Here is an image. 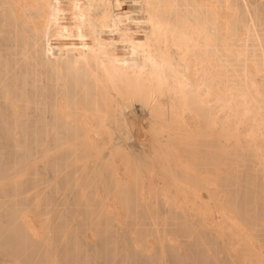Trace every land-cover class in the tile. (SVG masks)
<instances>
[{
    "label": "bare ground",
    "instance_id": "1",
    "mask_svg": "<svg viewBox=\"0 0 264 264\" xmlns=\"http://www.w3.org/2000/svg\"><path fill=\"white\" fill-rule=\"evenodd\" d=\"M261 113L264 0H0V264H246L247 253L264 264L262 148L234 142L241 169L210 177L230 130L264 137ZM157 186L183 240L162 226L149 252L106 223L117 212L106 202L158 217L146 196ZM95 217L106 225L98 237L90 221V242ZM132 222L159 235L160 223Z\"/></svg>",
    "mask_w": 264,
    "mask_h": 264
},
{
    "label": "rangeland",
    "instance_id": "2",
    "mask_svg": "<svg viewBox=\"0 0 264 264\" xmlns=\"http://www.w3.org/2000/svg\"><path fill=\"white\" fill-rule=\"evenodd\" d=\"M178 98H180V97L178 96ZM234 99H235V98H234ZM179 101H180V99H179ZM235 101H236V99H235ZM136 106H137V105H136ZM261 115H262V113H261ZM261 115H260V117H263V119H264V116H263L264 114H263L262 116H261ZM187 116H189V115H187ZM190 116H191V115H190ZM190 116H189V118H190V119H189V118L186 117V115H185V119L188 118V119L185 120V121H187V122H186L187 124H188V122H189V124L186 125V127H183V129L187 128V129H185V132H187L188 130H190V131H188V132H190V134H189L190 136H196L197 134H199V132H196V131H198V129H197V124H196V122H195L194 119H193V121L195 122L196 125L193 124L194 122L191 121V120H192L191 117H193V116H191V117H190ZM188 120H189V121H188ZM263 123H264V122H263ZM190 125H191V126H194V127L192 128ZM262 125H263V124H262ZM262 125L260 124V126H259V125H255V126L260 127V128L264 131V126H262ZM183 126H185V125H183ZM250 126H252L253 128H255L254 125H250ZM250 126H247V128H252V127H250ZM195 127H196V129H195ZM190 128H191L192 130H191ZM195 130H196V131H195ZM191 131H192V132L194 131V132H196L197 134L194 133V132H193V133H194V134H193ZM199 131H200V130H199ZM204 131H205V134H203L204 132L200 131V132L203 134V135H202V134H200V135H201L202 137H204V138H207V139L210 138V139H212V137H213L214 135H216V132H215V134H214V131H212V132L207 131V132H206V129H205ZM216 131H217V130H216ZM232 131H233V129H232ZM232 131L230 130V131H229L230 134H227V135H229V137H228L229 139H228V140H229L230 142H226V143H225V144H226L225 146H223V145L220 146V147L226 148V151H224V149L221 148L224 152H226V155H227L226 162H225L224 164H223V163H219V164H217L215 170L210 171V173H211V172L215 173V176H214V174H212V173H211V175L209 174L210 177H212V175H213V181L216 182V180H217V184H218V182H219L218 180H219L220 176H221L222 174H224L222 171L226 172V170H227L228 168L231 169V168L233 167V171H232V172L234 173V170H236V167H238V166L235 167V165H234L235 163L233 164V162H234V157H235V155H236L235 152L238 153V152H239L238 150H239V148H241V147H242V149L244 150L243 152H246V154L248 153L247 151L249 150V148H250V149H254V148H253L254 145H255V146H254L255 148H256V145H258L257 147H261V148H262L261 150H263V153H262V154H259V155H260V156H259V157H260L259 159H260V160L263 159L262 161H263V174H264V137L261 139L262 141L260 140V142H262V143L259 142V139H256L255 141L258 142V144H256V142H255L254 140H252V141L254 142V143H253L250 139H247V141H243L244 139L242 140V137H241L240 135H237V138H236V135H235V138H236V139H235V138H234V133H233L235 130H234L233 132H232ZM188 132H187V134H188ZM229 132H228V133H229ZM231 132H232V135H231ZM217 133H219V131H217ZM195 134H196V135H195ZM213 134H214V135H213ZM212 135H213V136H212ZM216 136H218V134H217ZM230 136H231V138H230ZM232 137L235 139V141H234V139H233ZM214 138H215V139H214ZM216 138H217V137H213V141L216 140V143H217V139H216ZM226 138H227V137H226ZM240 138H241V140H240ZM210 139H209V141H210ZM218 139H219V138H218ZM231 139H232L233 141H232ZM238 139H239L241 142H239ZM220 140H221V136H220ZM220 140H218V141H220ZM237 140H238V141H237ZM211 141H212V140H211ZM213 141H212V142H213ZM223 141H224V140H223ZM223 141H221V143H222ZM248 141H249V143L252 142V144H249V143H248L247 146H246L245 142L247 143ZM234 142L241 143L240 145L238 144V145H239V148H238V145H236L237 143L235 144ZM227 143H228V144H227ZM229 143H230V144H229ZM232 143H234V145H232ZM259 143H260V144H259ZM244 144H245V145H244ZM253 144H254V145H253ZM227 145H229L230 147L227 146ZM231 145H232V147H231ZM248 145H251L252 148H251V147L247 148ZM260 145H261V146H260ZM233 146H234V147L237 146L236 148H238V150H237V151L235 150V152H233V150L236 149V148H234ZM245 146H246V147H245ZM218 147H219V146H218ZM228 148L231 149V151L228 150ZM217 149H218V148H217ZM219 149H220V148H219ZM245 149H247V150H245ZM219 151H220V150H219ZM228 151H229V152H228ZM227 152H228V153H227ZM230 152L233 153L234 157H233V155L231 156ZM260 152H262V151H260ZM244 155H245V153H244ZM261 155H262V156H261ZM240 157H242V156H240ZM247 157H248V156H245V159H246ZM238 158H239V157H236V159H235V160H236V165H237L238 160H239ZM261 158H262V159H261ZM237 159H238V160H237ZM243 159H244V158H243ZM243 159H242V160H243ZM247 159H248V158H247ZM247 159H246V161H247ZM250 160H252V159H250ZM248 161H249V159H248ZM228 162H230V163H228ZM249 162H250V161H249ZM253 162H256V161L253 160V161H251L250 163L253 164ZM231 163L233 164V166H232ZM240 163H241V160H240ZM247 163H248V162H246V168H247V169H246V168H245V169H246V171H249L250 174H251V173L253 172V171H252V172L250 171V170H251V169H250V168H251L250 166H251L252 164L248 163V164H250V165L248 166V167H249V168H248V167H247ZM256 163H258V162H256ZM226 164H227V165H226ZM229 164H231L232 167H231ZM242 164H244V163H242ZM242 164H241L240 166H242ZM238 165H239V164H238ZM253 165H254V164H253ZM255 165H256V164H255ZM255 165H254V166H255ZM225 166H227V167L230 166V167H228V168L226 167V168H227V169H226V168H224ZM234 167H235V169H234ZM244 167H245V165L243 166V168H244ZM238 168H240V167H238ZM225 169H226V170H225ZM229 169H228V170H229ZM240 169H241V168H240ZM231 170H232V169H231ZM238 170H239V169H238ZM238 170H237V171H238ZM243 170H244V169H243ZM252 174H254V172H253ZM252 174H251V175H252ZM45 175H46V174H45ZM51 175H52V174H50V176H51ZM217 175H218V176H217ZM214 177H215V178H214ZM215 182H214V183H215ZM215 184H216V183H215ZM163 187H164V186H163ZM163 187H162V189H163ZM167 187H168L170 190H172L171 186L169 187V185H168V186L166 185V189H167L168 192H170V191L168 190ZM145 188H146V187L143 188V189L145 190V191H142L143 193L147 191V189H145ZM153 188H154V187H153ZM153 188H151L152 191H153V190H156V189L158 188V186H157L156 188H154V189H153ZM160 189H161V186H159V189H157L156 192L153 191V193H152L151 190H150L151 194H153L152 197H151V194H150V192H149V189H148L149 195L146 194V193H148V192L145 193L146 196H150V198L152 199V200H150V201H153V202H152V205H151V208H152V207L154 208L153 210H155V209H156V206L158 205V203H157V199H156V197H157L156 195H158L157 193L159 192ZM162 189H161V190H162ZM166 189L164 188L163 190L165 191ZM161 190H160V191H161ZM163 190H162L163 193H166V192H167V191L164 192ZM173 190H174V189H173ZM177 191H178V190H177ZM219 191H220V190H217V194H218ZM154 192H155V193H154ZM168 192H167L166 195H169V196H170V193L168 194ZM172 192H173V191H172ZM215 192H216V191H215ZM220 193H221V192H219V195H220V196L225 195V194H226L225 196H226L227 198H229V196H230V195H228L229 192H227V193L222 192L221 194H220ZM223 193H224V194H223ZM145 194H144V195H145ZM154 194H155V195H154ZM66 195H67V194H66ZM66 195H65V196H66ZM177 195H178V193H177ZM219 195H216V197L218 196V198H219V199L217 198L216 201H218V200H219V201L222 200V199H220V196H219ZM146 196H144V197H146ZM153 196H154V197L156 196L155 199H154ZM203 196L205 197L206 194L203 195ZM112 197H114V195H113ZM112 197L109 196V198H111V199H109V198L107 197V199H108L107 202H106L107 205H106L105 203H104V204L107 206V208H108L110 205H112V206H110V208H111L110 210H113V209H114V210H113L114 212L117 211V212H119V213H118V214H117V212H116V214H115V213H111V215L115 214V215H113L115 219L113 218L112 221H108V222L105 221V222L108 223V224H109V222H110V223H111V222H112V223L115 222V224H114V223H113V224H114L115 226H117V230H116V231H118V230L121 229V230L118 232V233L120 234V236H121V233H122L123 236L127 237V240H126V238H124V240H125L126 243H127V241L129 242V241L132 240L133 238H136V239H134V240H137L136 242H137V245H138V246H141V243L144 241V243H142V245H144L143 247L146 246L145 248H148V249H146V250H148L149 252H151L150 250H153V249H151V248H152V247H155V246L158 247L157 245L160 246V244L164 241V238H166V237H167L168 241H172V242H174V243H176V244H178V242H182L183 238H182V237L180 236V234L178 233L177 226H176V229H174L175 225H172V222H171L172 220H171V221H170V220H167L169 217H167L166 214H163V213L160 211V206H157V210H156V211L159 210V211H158V212H159L158 215H160V216H158V217H159V218L161 217L160 219H162V220L158 219L157 215H156V216H155V215H152L153 217H152V216H151V217H152L153 219L151 220V222H149L148 219L150 220L151 217H149V218L147 219L146 216H145L146 218H145L144 216H140V213H139V214H138V213H137V214L135 213V214H133L134 216L132 215V213H131V214L129 213V215H128V213H126L127 211L124 212L123 207L120 205L121 202L119 203V200L117 199V197H116V198H115V197L112 198ZM180 197H182V196L180 195ZM180 199H181V198H180ZM112 200H113V201H112ZM189 200H190V199H189ZM225 200H226V199H225ZM110 201H111L112 203H114V204H111ZM114 201H115V202H114ZM219 201H218V202H219ZM222 201H223V200H222ZM62 202H63V197L59 195V196L57 197V200H56L55 203L58 204V207H59L60 209H61L62 207H64V205H62ZM108 202H110V203H108ZM149 203H150V202H149ZM156 203H157V204H156ZM121 204H122V203H121ZM153 204H154V205H153ZM68 205H70V202H68ZM108 205H109V206H108ZM115 205H116V209H115V207H114ZM122 205H123V204H122ZM158 207H159V208H158ZM107 208H106V209H107ZM107 210H108V209H107ZM121 210H122V211H121ZM113 211H112V212H113ZM160 212H161L162 214H161ZM33 213H34V212H33ZM33 213H32V216H33ZM36 215H37V214L34 213V216H36ZM141 215H142V214H141ZM162 215H163V216H162ZM120 216H121V217H120ZM129 216H130V218H129ZM132 216H133L134 218H133ZM135 216H137V218H136ZM139 216H140V217H139ZM36 217H37V216H36ZM36 217H35V218H36ZM51 217H52V215H51ZM74 217H76L75 219L78 218L77 216H74ZM156 217H157V219H156ZM126 218H127V219L129 218V219L127 220ZM132 218H133V219H132ZM138 218H140V219H138ZM141 218H142V220H141ZM163 218H164V219H163ZM94 219L98 220V217L92 218V219H90L89 221L87 220L88 223H89L87 226H89V227L86 226L87 228L84 227V228H86V229L83 230V232H84V234H85L86 236L89 235L87 239H88V241H90V242H92V241H93V242H96V239H97V241H99L100 238L98 239V237H100V228H101V227L104 228L103 225H104V226L106 225V223L103 222V220H105V218H104V217H100L101 220L99 219L98 221H99V222L102 221V222H101V225H99V222H97V221H96V222H97L98 224L95 223V222H94V223L91 222V224L93 223L94 226H96V225H97V226H100V227H98L99 230H98V228H95V227H93L92 225H91V226H92V228H91V226H90V221H92V220H94ZM116 219H117V220H116ZM118 219H119V220H118ZM134 219H135V220H134ZM137 219H138V220H137ZM146 219H147V220H146ZM154 219H156V220L154 221ZM169 219H170V218H169ZM38 220H39V219L36 218V222H37V223H36L35 225L37 226L38 232L40 231V232H39L40 236L43 237L44 234L46 235V229H45L44 227L42 228V223H40V220H39V221H38ZM77 220H78V219H77ZM123 220H124V221H123ZM143 220H146L147 222L145 223V221L143 222ZM94 221H95V220H94ZM126 221H127V222H126ZM130 221H131V222H130ZM132 221H137L138 223H140V222L142 221L141 224H139V225H138V223H137V226H138V227H141V228L149 226V223L152 224V221H153V223H154V226H155V222L160 223V224H158V225L156 224L157 226H155V227L158 228V231H156V233L158 232L159 235H158V233H157L158 236H156L155 233H154L155 231L153 230V232L151 233V235H148V233H147V235H145V233H144L143 236H144V237L149 236L148 238H144V237L139 236V235H138L139 232H138V231L136 232V231L134 230V229L136 228V224H135V226H134V222H132ZM139 221H140V222H139ZM165 221H167L168 223L165 222ZM73 222H76V220H73ZM123 222H124V224H122ZM148 222H149V223H148ZM161 222H162V224H161ZM164 222H165V224H163ZM170 222H171V223H170ZM39 223L41 224V226H39ZM102 223H103V224H102ZM129 223H130V225H129ZM135 223H136V222H135ZM142 223H145L146 226H145V225H142ZM71 224H72V223H71ZM74 224H75V223H74ZM74 224H73V225H74ZM132 224H133V225H132ZM118 225H119V226H118ZM123 225H125V227H124ZM140 225H141V226H140ZM165 225H166V226H165ZM170 225H171V226H170ZM38 226H39V227H38ZM97 226H96V227H97ZM121 226H122V227H121ZM127 226H128V227H127ZM129 226H130V227H129ZM131 226H132V227H131ZM159 226H160V227H159ZM162 226H163L164 228H163ZM169 226H170V227H169ZM71 227H72V228H71V230H72L74 226H71ZM123 227H124V228H123ZM126 227H127V229H126ZM133 227H135V228H133ZM138 227H137V228H138ZM152 227H153V224H152ZM155 227H153V229H154ZM167 227H169V228H167ZM172 227H173V228H172ZM40 228H41L42 231L40 230ZM89 228H90V229H89ZM94 228H95L97 231H96ZM118 228H119V229H118ZM131 228H132V230H131ZM147 228H149V227H147ZM157 228H155V229L157 230ZM162 228H163L164 230H163ZM166 228H167L168 230H167ZM123 229H125V230H127V231H125V230H123ZM160 229L163 230L162 232H164V235H165L166 237L163 235V233H161V230H160ZM165 229H166V230H165ZM171 229H173V230H171ZM69 230H70V228H69ZM85 230H87V233L85 232ZM136 230H138V229H136ZM95 231L97 232V233H96V236L98 235V232H99L98 237L95 236ZM123 231H125L126 235H125V233H123ZM130 231H132V233H135V232H136L137 235H136V233H135V236L141 237V240H140V238H137V237H135L134 235H130V233H131ZM133 231H135V232H133ZM139 231H140V229H139ZM176 231H177V232H176ZM247 231H248V230H247ZM251 231H252V232H251ZM120 232H121V233H120ZM127 232H130V233H127ZM148 232H151V231H148ZM165 232H166V233H165ZM169 232H170V235H169ZM174 232H175V233H174ZM42 233H43V235H42ZM176 233H177V235H176ZM252 233H253V236H254V231H253L252 229H249V231L247 232V234H248L249 237H253V236H252ZM160 235H162V236H160ZM171 235H172V236H171ZM250 235H251V236H250ZM123 236H121V238H123ZM150 236H153L154 238H153V237H150ZM170 236H171V237H170ZM129 237H130V238H129ZM157 237H158V240H157ZM163 237H164V238H163ZM44 238H45V237H44ZM152 238H153V239H152ZM161 238H162V239H161ZM170 238H171L172 240H170ZM174 238H176V239L178 238V240H176V239H174ZM180 238H182V239H180ZM145 239H146L147 242H145ZM159 239H160V240H159ZM167 239H166V242H167ZM253 239H255V236L253 237ZM124 240H123V241H124ZM150 240H151V241H150ZM152 240L157 241V243H156L155 241H152ZM161 240H162V241H161ZM138 241H140V242H138ZM150 242H151V243H150ZM160 242H161V243H160ZM129 243H130V242H129ZM138 243H139V244H138ZM146 243H147V244H146ZM153 243H154V244H153ZM164 243H165V242H164ZM127 244H128V243H127ZM149 244H150V245L152 244V245H151L152 247H151ZM156 244H157V245H156ZM161 245L163 246L164 244H161ZM147 246H148V247H147ZM141 247H142V246H141ZM145 248H144V249H145ZM149 248H150V249H149ZM155 251H156V248H155ZM153 252H154V251H153ZM251 253H252V252H251ZM263 253H264V249H263ZM248 254H249V253H247V255H248ZM253 254H254V253H253ZM253 254H252V255H253ZM244 255H245V254H244ZM247 255H245V260H246L245 263H246V264H247V263H248V264H253L254 262H256V261H254V258H256L255 255H254V258L251 257V254H250V257H249V255H248V256H247ZM263 255H264V254H263ZM243 257H244V256H243ZM246 257H247V259H246ZM250 258H252L253 261H252ZM164 259H165V258H164ZM256 259H257V258H256ZM256 259H255V260H256ZM166 260H168V256H167V258L165 259L164 263L166 262ZM243 260H244V258H243ZM168 261H169L170 263H169V262H166V264H172V262H171L170 260H168ZM251 261H252V262H251ZM118 262H119V261H118ZM118 262H117V264H120V262H119V263H118ZM249 262H251V263H249ZM254 264H255V263H254Z\"/></svg>",
    "mask_w": 264,
    "mask_h": 264
}]
</instances>
